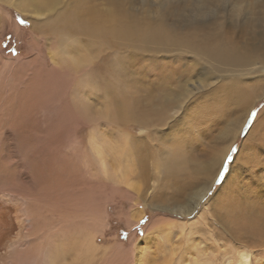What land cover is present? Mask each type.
<instances>
[{"label":"rangeland","instance_id":"1","mask_svg":"<svg viewBox=\"0 0 264 264\" xmlns=\"http://www.w3.org/2000/svg\"><path fill=\"white\" fill-rule=\"evenodd\" d=\"M26 1L28 3L26 8L31 9L33 7L32 3H30L32 0ZM78 1L79 0H58V7L56 10L51 12V14L47 12L45 15L35 14L34 12L26 13L5 2H0V62L5 61L4 63L6 64L4 70L0 72V97L2 98L4 91L5 96L7 94L6 97L10 95L8 97L9 99L7 98L8 103L6 105V113L8 112L10 114H5L4 118H2L5 120L7 119V130L0 129V148L5 152L7 156L6 161L13 170L12 178L10 179L14 181L13 183L20 185L22 194H31L30 187L32 184L27 177L31 174L32 166L35 164L34 166H36L39 172L40 181L44 184L49 185L52 182L51 185L55 186L54 188L58 189L57 191L61 190L62 193L64 192L63 186L66 187V185L67 188L71 187L70 189H76L74 187L77 185L73 186V183L68 182L67 178L64 176L66 175L65 170H70L73 166L72 158L70 157L72 152L69 150V146L73 144L76 146L80 143L88 154L89 158L87 157V159L89 160L90 172L93 174L98 173V179L96 178V180L89 176V179L86 180L88 185H86L88 186L87 206L90 218L93 212H97V215L99 213L98 216L100 217L102 216L101 218L99 217L101 226L96 223L93 226L94 229L92 228L96 233V243L98 246L100 245L99 247H109L112 241L123 243L124 247H128L129 243L127 240L129 235L133 232L135 243L143 253H132L131 257L126 255L127 264H165L168 261L167 258L169 259L167 264H169L170 261V264H196V262L197 264H201V262L202 264H239L240 254L245 247L251 250L248 264H256V260L260 261L258 258L264 254V251H254L253 248L230 239V236L226 234L225 230L219 225L211 224V226L208 227L205 224V221L212 222L209 221L210 215L206 211L207 206L211 210L210 205L205 202L206 197L209 192L215 191L217 187H220L214 183H212L206 195L190 214L180 216L173 215L175 217H170L163 203H152L148 201L149 204H145V206L143 205L140 208L136 207L137 210L142 211L137 222L131 226L126 224V219H124L126 213H129L131 211L130 209H132L130 196L125 191V186H123L122 183H112V181L108 180L106 177L103 178L102 175L99 174L98 162H96V158L89 144V137L92 132L98 131V135L101 136L103 133L106 139L111 140L112 143L109 142V146L112 145L108 147L110 149L107 150V147L105 149L106 152L109 153H111L110 150H112L114 146L119 150L125 149V144L121 141L122 137H119V133L123 131L129 133L127 135H130L134 140L133 142V140L130 139V141L133 142V147H141L143 151H146L148 156L145 159V172L148 184L150 186L159 185L168 175L170 168L166 159L169 157L170 152L175 150V147L182 150V154L186 157V162L177 168L178 173H186L192 178L202 177L205 174V166L210 165L213 162V158L219 156V151L223 144L217 141L218 133L221 127L224 128L226 126V118H232L235 114L243 113V110L240 107V102L236 105L229 102L227 103V101L225 103L219 102L222 109L232 110L231 114L224 115V113H220L213 117V120H205L199 125H192L189 119L193 111L202 103V98L196 99V97L202 92H215V87L219 85L223 86L222 83L224 79L221 78V74H215V72H211V75L202 74L203 70L200 67L201 64H196V62H194L195 60L188 54L166 50V41H138V38L136 41L121 35H110V33H107L104 35L102 41L94 38L91 39L93 41L91 42L88 40L87 36L75 34L71 37L76 42H81L83 44L87 41L88 44L91 43L89 45L92 47L89 49L91 52L90 54L93 56L87 67L88 69L91 68L90 70L94 72L92 77L94 79L82 83V85L80 84L81 82H78V78L76 79L74 71L67 69L65 75L58 72L57 69H55V72L52 67L57 64H54L52 61L51 53L53 49L55 50L54 47H56V44L61 45V42L63 43L64 41H59L61 39L59 34H42L39 29H31V22L39 25L41 21H47L52 18H54L56 22L65 11H69L70 13L74 12ZM88 1L94 3L99 9H106V13L112 12L116 22L124 20L127 23H136L138 25L161 23L164 27L176 28L177 30L185 28L184 20L181 19L182 12L184 15H188L189 12L187 8L192 5L191 0ZM112 1H115L117 10L110 9V5L113 3ZM226 1V9H228V7L231 8L229 4L230 0ZM104 10H102V13ZM116 12H118L117 15L115 14ZM227 13L226 10V14ZM247 13L248 11L246 14ZM248 14L249 16L256 15H254V13ZM218 16L220 17L219 20H222L223 14L221 13ZM226 16L228 18L226 21L224 20V22H226V28H230L228 24L230 19L234 20V23H237L235 28H245L243 25H240V23L242 24V15L234 18L230 17V15L228 17V14ZM17 17H19V19ZM21 19L25 20L26 23L21 24ZM158 20L161 21L158 22ZM175 21H178L180 26H178V23H175ZM247 28L250 27L248 26ZM54 37L57 38L54 39ZM76 42L74 45L77 44ZM69 71L72 73H69ZM57 73H59V75L61 73L62 77ZM253 74L256 78L250 79L249 77ZM261 75H264V68L259 70V68L255 67L246 75L238 76L239 79L236 80V86L240 84L243 87L246 85H253L254 92H258L261 89V82L264 83V80L259 79ZM241 81H243V83H240ZM31 82H37L36 84L39 89L37 105H34L33 109H36V114L34 116V118H36L34 120L40 132L36 136L33 135V133L30 134V132L26 133L27 137L25 138L26 140L24 139V142L20 141V136L16 134L15 130L12 129V131H10L12 128L10 124L14 121L19 122L21 124L20 126L24 127V130H30L33 126L34 121L32 120L33 115L31 114L33 109H30L31 103L29 102L31 98L29 94H33ZM89 83H91L92 86ZM184 89L187 91L185 92ZM215 93L217 94L218 92ZM19 97L22 99H19ZM217 97H219L218 94ZM120 99H126V101L130 102V105L133 104L138 110L143 112L145 116L143 124L131 123L130 121L126 125L121 126V124L118 123L117 115L119 111H116V106L120 102ZM1 100L2 99H0V102ZM27 101L29 103H27ZM87 101L90 102L89 104L92 108L87 113H83V109L84 111L86 109L84 105L87 104ZM226 105L228 107H226ZM80 107L83 108L80 109ZM1 108L2 103H0V117L2 115ZM16 108H19L18 110H20V112L16 110ZM98 108H101V110ZM263 108L264 94L258 98L252 108L247 111L245 120L243 121L244 123L239 129L237 137H234L235 140L233 139L229 143L230 148L226 156H223L218 163L219 167L217 166L214 170V174H217H215L214 180L219 175L222 168L225 172L224 176L220 177L222 187H220L219 195L225 190V185L229 187L231 180L229 178L226 180L225 177H227L229 173L232 174L238 170L236 159L240 155L242 143L246 139L248 132L253 127L254 122ZM107 109L109 111H107ZM102 110H105V112ZM99 112H103V115H101V117L103 116L102 118H104V115L110 116L112 114L111 116L117 121H108L106 117L104 118L106 120L100 119ZM180 113L181 115L179 116ZM253 113L255 114L253 115ZM90 114L99 117L96 118L95 121L94 117L90 119ZM86 115H88L87 118L84 117ZM250 116L251 119H249ZM262 118L264 119V114ZM262 128L264 127L262 126ZM5 130L10 131V133L5 132ZM61 131L62 133L65 131V133H63L65 137L61 135ZM13 135L16 138L13 137ZM60 135L64 138H60ZM13 138L19 141H14ZM98 138L101 137L98 136ZM176 140L178 142H176ZM249 140L250 139H247L246 141ZM19 143L21 145L23 143L24 145L21 146ZM260 145L261 147H258L257 151L252 153L256 156L252 165L247 163L241 169L240 184L237 185V188L235 187L232 190L233 192L239 190L243 192L244 190H242V187L244 186L247 188L255 187L261 182L262 178L264 181V144L260 143ZM234 146L236 151L232 152L233 159L225 166L223 162L227 159L229 152ZM33 147L34 151L32 149ZM36 148H38V150ZM139 150L138 148V151ZM140 153L142 152L140 151ZM53 154L54 159L49 162ZM126 157H128V160L125 159ZM114 158L117 159V162H114V168H117V165L120 164L121 168L125 169L126 173L127 171L129 172L130 178L133 176L132 179L135 184L139 185L141 181L139 178L140 176H137L138 167L136 160L133 159V154H130L129 151L124 154H115ZM37 159L41 163H39ZM112 159V154L107 155V161L109 163H113ZM29 162L33 163L32 166ZM242 165H240V167ZM46 170H50V172ZM130 172H132V174ZM44 173H46L47 176H45ZM48 173H51V175L53 173V175L51 176ZM95 175L92 176L95 177ZM48 177L50 178L48 179ZM60 178H62V180ZM137 178L138 180H136ZM23 180L26 181L24 182ZM197 180L199 181V179ZM55 182L56 185H54ZM43 183L42 186L45 187ZM70 183L72 186H69L71 185ZM74 191L75 190L71 192L74 193ZM125 192L128 195H125ZM42 193L44 194V192ZM42 193L39 192V196L42 195ZM58 197L60 198L61 194H59ZM134 208L135 207H133V210ZM166 217L173 219L171 220L173 221L171 222V226L167 227L169 230L166 228V225L161 227L163 230L154 228L156 221L159 223L158 220L165 219ZM141 220L144 221L143 224L140 223ZM178 220L182 222L179 223ZM189 221H191L194 226L192 232L187 230L189 228L187 227ZM91 222L92 221L89 223ZM181 223L182 230L180 227ZM177 227H179V229ZM185 229L187 231H185ZM181 233H183V235ZM190 233L192 234L190 235ZM145 237L149 239L148 242H144V239H146ZM62 238L63 237L59 235L58 240ZM173 246L175 254L171 253ZM179 247H182L181 249L183 252L178 250ZM261 249H264V247ZM183 253L185 254V258H180V254ZM177 258L180 261L182 260L181 263H179ZM113 259L125 261V258L121 255L114 256L113 258L112 252H101L98 249L91 264H111V262L112 264H119V262H113Z\"/></svg>","mask_w":264,"mask_h":264},{"label":"bare ground","instance_id":"2","mask_svg":"<svg viewBox=\"0 0 264 264\" xmlns=\"http://www.w3.org/2000/svg\"><path fill=\"white\" fill-rule=\"evenodd\" d=\"M0 2H5L19 9L20 11H24L26 13L34 12L35 14L39 15H45L47 12L51 14V12L56 10L58 7V0H32V2H30L33 6L31 9L26 8L28 6L26 0H0ZM112 2V5H110L111 3L109 4L111 7L110 9L117 10L115 1ZM226 2V0H191L192 5L187 8L189 14L184 15L182 12L181 19L184 20L185 28H180L181 30L164 27L161 23H146L145 25H138L136 23H127L124 20L121 22H116L112 12L106 13V9H99L98 6L96 7L94 3H90L88 0H79L76 3L74 12L70 13L69 11H65L56 22L54 18L48 19L47 21H41L39 25L31 22L30 28L35 30L39 29L42 34L51 33L53 35H60L61 39L59 41L63 40L64 42H61V45L56 44V47H54L55 50L53 49V52L51 53L52 61L54 64H57L52 68L53 70L57 69L58 72H61L64 75L66 74L67 69L74 71L76 79L78 78V82H81L80 84L92 81L94 79L92 78L94 72L90 70V66V69L87 67L93 56L90 54L91 52L89 49L92 46L90 47L89 44L91 43L88 44L87 41L83 44L81 42H76L72 38L73 35L80 34L87 36L88 40L93 42L91 39L97 38L98 40L102 41L104 39V35L110 33V35H121L136 41L137 38L138 41H166V50H173L178 53L188 54L195 60L194 62H196V64H201L200 67L203 70L202 74L211 75V72H215V74H221V78L224 79V82L222 83L223 86L219 85L214 89L215 92H218L217 94L219 97L217 98L219 102L225 103L227 101V103L229 102L233 105H236L238 102H240L241 104L240 107L242 108L243 113L237 115L235 114L232 116V118H226V126L224 128H220L218 140L216 139L223 144L219 151V156L213 158V162L210 165L205 166V174L199 178H192L186 173H178L177 168L186 162V157L182 154V150H179L177 147H175V150H172V147V151L170 152L169 157L166 159L170 168L168 175L159 185L150 186L148 184L147 175L145 172V159L148 156L146 151H143L141 147H133L134 140L130 137V135H127L129 133H126L125 131L119 133V137H122L121 141H123V144H125V149L119 150L113 145L114 148H111V153L106 152L105 150L106 147L107 150L110 149L108 147L112 145L111 144L109 146V142H111V140L106 139L103 133L102 136L98 135V131L92 132V134L90 133L91 135L89 137V144L91 151L96 158V162H98L99 174H101L103 178L106 177L108 180L112 181V183H122L123 186H125V191L130 196L129 198L132 209H130L131 211L129 213H126V217L124 218L126 219V224L128 226L134 225L142 213V211L137 210L136 207L140 208L143 205L145 206V204H149L148 201L152 203H163L166 206V212L170 214V217L173 215L180 216L190 214V212L201 201V199L206 195L208 189L211 187L214 177L217 175L216 173V175L214 174V170L218 166V163L223 158V156H226L230 148L229 143L233 139L235 140L237 137V133L241 125L244 123L243 121L245 120L247 111L250 110L256 100L264 94L263 82H261V89L258 92H254L253 85H246L243 87L240 84L236 86V80L239 79L238 76L246 75L251 71V69L255 67L259 68V70L264 68V0H230L229 4L231 8L228 7V9L225 7ZM102 10H104L103 13ZM226 10L228 12V17L229 15L233 18L242 15V24L240 22L238 23L243 25L245 28H235L237 23H234V20L231 19L229 20L231 24L228 22L230 28H226V22H224V20L226 21V19H228L226 16ZM247 11L248 13H254V15H256L249 16L248 13V15L246 14ZM221 13L223 14L222 20H219L220 17L218 15ZM115 14L117 15L118 12ZM159 21L161 20H158V22ZM175 23H178V26H180L178 21H175ZM248 26L250 28H247ZM55 38L57 37H54V39ZM75 42L77 44L74 45ZM4 62L5 61L0 62V72H2L6 67ZM70 71L69 73H72ZM61 73L60 75L59 73L57 74L61 76ZM36 83L37 82L30 83L32 84L31 88L33 93L32 95L29 94V96H31L29 101L31 103V105L29 104L31 106L30 109H33V106L37 105V95L39 93V89ZM89 84L91 85V83ZM184 91L186 92L187 90L184 89ZM3 94L4 95L2 98L0 97V99H2L0 102L2 103L0 129L7 128V119L5 120L2 118H4L5 114H10L8 112L6 113V105L10 95L8 94L9 96L6 97L7 94L5 96V91ZM19 99L22 98L19 97ZM29 102L27 101V103ZM89 103L90 102L87 101V104L84 105L86 106V109L85 111L83 109V113H87L89 110H91L92 107ZM129 103L130 102L126 101V99H120V102L117 104L116 111H119V114L117 113L118 118H116L119 121L118 123L121 124V126L126 125L130 121L131 123L143 124L145 118L143 112L138 110L133 104L130 105ZM226 107L228 106L226 105ZM81 108L83 107H80V109ZM18 109L19 108H16V110ZM98 109L101 110V108ZM226 110L227 109L220 108V113H224V115L231 114L232 110ZM18 111L20 112V110ZM32 111L33 112L31 114L33 115L32 120L34 123L30 130H24V127L20 126L21 124L19 122L14 121L12 124H10L12 126L10 131H12V129L15 130L16 134L20 136V141H24V139L27 137L26 133L28 132H30V134L33 133L35 136L40 132L39 127L34 120L36 118H34L36 109H33ZM107 111L109 110L107 109ZM103 112H105V110ZM103 112H99L100 119L103 117H101ZM263 114L264 108L259 113V116L254 122L253 127L250 129L246 139L242 143L240 155L236 159L237 168L239 171L237 170V173H229L228 176L225 177L226 180H228V178L231 180L229 187H226L225 185V190L223 193L217 196V200L220 201V203L217 204L216 207L226 211L227 215L223 221L218 222L216 212L213 210L212 206H210L211 210L207 206L206 211L210 215L209 221L212 222L205 221V224L208 227H210L211 224L219 225L225 230L226 234L230 236V239L253 248L254 251L260 252L264 251V249H261L264 247L263 178L261 179V182L255 187H242V190H244L243 192L241 190L233 192L232 190L235 187L237 188V185L240 184L241 169L243 166H245L247 163L252 165L253 160H255L256 156L252 153L257 151L258 147H261L260 143L264 144V128H262V126L264 127V119L262 118ZM110 116L104 115V118L106 117V119H108V121L110 120L111 122L116 120L114 117ZM84 117L87 118L88 115ZM92 117H94L96 121V118L99 116L96 117V115L93 116V114L91 115V118L89 116L90 119H92ZM6 130L5 132L10 133V131ZM63 133H65V131ZM63 133L61 135H64ZM98 136L101 138H98ZM13 137L15 136L13 135ZM62 137L63 136L60 138ZM15 138H13L14 141H19L18 139L15 140ZM130 139H132L133 142H131ZM247 139L250 140L246 141ZM176 142L178 141L176 140ZM22 145L24 144L22 143ZM138 148L140 149L139 151ZM32 149L34 151V147ZM36 149L38 150V148ZM69 150L72 152L70 157L72 158L73 166L72 169L65 170L66 175L64 177L67 178L68 182H72L73 186L77 185L74 187L76 189H70L71 187L67 188L66 185V187L63 186L64 192L62 193L61 190L57 191L58 189L51 185L52 182L51 184L48 183L49 185L44 184L40 181L38 169L36 166H34L35 164L31 163V161L29 163H31V166L33 164L32 172L27 178L32 184L31 187L28 185L32 193H28V195L22 194L20 191V185L13 183L14 181L10 179L12 178L11 176L13 170L6 161L7 156L5 152H3L0 148V264H91L98 249L101 252H112L113 258L114 256H123L125 261L113 259V262L127 264L126 255L131 257L132 253H143L135 243L133 232L128 237V247H124L123 243H119L117 241H112L109 247L106 248H101L99 247L100 245H97L96 233L92 230V228L96 223L100 224V216H98L99 213L97 215V212H93V215H91L90 218V213L87 206L88 183H86V180L89 179V176L94 179H98V173H95V175L90 172L89 160L87 159L88 154L83 148V145L78 143L75 146V144H73L72 146H69ZM129 151L130 154H133V159L136 160L138 167L137 176H140L139 178L141 181L139 185L135 184L132 179L133 176L130 178L129 172L127 171L126 173L125 169H122L120 164L117 165V168H114V162H117V159L114 158V155L124 154ZM140 151L142 153H140ZM109 154H112L113 156V163H109L107 161V155ZM51 159L49 162L53 161L54 154L52 155ZM125 159L128 160V157ZM240 165L242 166L240 167ZM47 172H50V170ZM132 172L130 173L132 174ZM44 174L47 176L46 173ZM48 174L51 175V173ZM91 174L95 175V177H93ZM49 178L50 177H48V179ZM60 179L62 180V178ZM197 179H199V181ZM136 180H138V178ZM42 183L45 185V187L42 186ZM54 185H56V182ZM192 185L197 186L193 187ZM69 186H72V184ZM73 190H75L74 193H72ZM39 192H44V194L42 193V195L39 196ZM127 193L125 195H128ZM59 194H61L60 198L58 197ZM133 207H135L134 210L136 211L133 210ZM170 217H166L165 219L159 218V223L156 221L154 228L161 229V227L165 225L166 228L171 226V222H173L171 220L173 219ZM90 221H92V224L89 223ZM180 222L182 221H179V223ZM180 227L182 230V223ZM187 227L189 228L186 229L190 232L194 230V226L191 221L188 222ZM177 228L179 229V227ZM186 229L185 231H187ZM183 233L181 234L183 235ZM191 234L192 233H190V235ZM59 235L63 237L61 240H58ZM148 240L149 239L146 238L144 239V242H148ZM181 248L179 247L178 250L182 251ZM171 250V253L175 254L174 246ZM184 253L180 254V258H185ZM250 253V249L246 247L243 248L239 258V264H248ZM258 259H260V261L256 260V264H264V254H262ZM167 260L169 261L168 258ZM181 261L179 260V263H181Z\"/></svg>","mask_w":264,"mask_h":264},{"label":"snow or ice","instance_id":"3","mask_svg":"<svg viewBox=\"0 0 264 264\" xmlns=\"http://www.w3.org/2000/svg\"><path fill=\"white\" fill-rule=\"evenodd\" d=\"M19 19V17H17ZM21 24L26 23L25 20L21 19L20 20ZM250 79H255L256 77L254 76V74L252 76L249 77ZM259 79L264 80V75H261L259 77ZM240 83H243V81H241ZM197 98H202V103L200 104V106L195 109L189 119V122L192 125H199L201 124L203 121L205 120H210L213 117L217 116L220 114V104L217 98V94L214 91H207V92H202ZM185 109V108H184ZM183 109V110H184ZM182 110V111H183ZM255 113H253L254 115ZM181 115V113L179 114V116ZM249 119H251V116L249 117ZM236 148L235 146L231 149V151L229 152L227 159L224 160L223 164L225 166L228 165V162L231 161L233 159L232 156V152H235ZM225 172L224 169L222 168L219 172V175L215 178V180L213 181L214 184L219 185L220 187H222L221 184V180L220 177L224 176ZM193 187L197 186V185H192ZM220 187H217L215 189V191L209 192L208 196L206 197L205 202L208 203L210 206H212L213 210L216 212V216H217V221H223L225 216L227 215L226 211H224L223 209H218L216 207L217 204L220 203V201L217 200V196L220 194ZM195 215V214H194ZM141 224L144 223L143 220H141L140 222Z\"/></svg>","mask_w":264,"mask_h":264}]
</instances>
